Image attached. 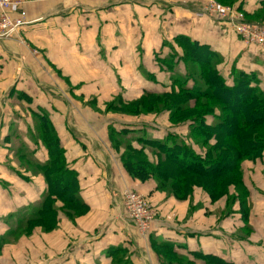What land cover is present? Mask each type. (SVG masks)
Segmentation results:
<instances>
[{"label": "crops", "instance_id": "0c3cea01", "mask_svg": "<svg viewBox=\"0 0 264 264\" xmlns=\"http://www.w3.org/2000/svg\"><path fill=\"white\" fill-rule=\"evenodd\" d=\"M204 3L39 0L23 6L30 23L19 36L28 46L19 39L0 41V238L8 229L6 217L36 203L46 189L43 175L32 168L46 162L47 150L35 142L19 157L10 152L12 111L20 110L17 123L29 130L34 116L46 114L66 165L76 172L84 210L71 218L57 207L54 229L37 226L14 244L2 241L0 264H264V151L241 164L246 201L230 207L223 197L178 201L155 193L150 180L128 174L110 129H128L124 141L152 162L155 151L139 138L162 140L165 130L179 137L186 131L172 128L164 112L104 116L86 103L91 99L100 109L116 97L126 103L144 91L170 88L155 55L177 34L219 53L218 70L227 80L232 69L253 73L264 91V48L243 44L224 21L204 15ZM235 5L246 20L264 10V0ZM15 159L26 162L19 167ZM126 187L145 195L154 209L147 237L125 213Z\"/></svg>", "mask_w": 264, "mask_h": 264}, {"label": "trees", "instance_id": "16d2710c", "mask_svg": "<svg viewBox=\"0 0 264 264\" xmlns=\"http://www.w3.org/2000/svg\"><path fill=\"white\" fill-rule=\"evenodd\" d=\"M217 1L242 11L239 5H235L237 0ZM242 13L247 18L246 13ZM248 20L264 23V10ZM173 41L182 49V54L175 57V64L178 67L182 64L184 71L180 74L171 73L167 70L168 59L163 52L155 55L156 64L162 71L169 72L172 81L170 88L163 92L144 91L138 98L126 103L118 102L116 97L111 101L114 106L108 111L129 116L164 112L168 114L167 119L172 128H183L186 133L179 137L173 131L165 130L162 140L139 138L144 142L142 144H148L155 151L156 161H150L144 151L136 152L134 149L135 152L122 154L123 166L133 178H139L137 174L142 171L130 172L127 168L129 162L131 166L145 167L146 171L154 175L161 173L173 178L177 174L184 185L179 184L178 191L171 189L183 197L189 196L191 185H199L213 199H217L225 194V187L231 185L241 189L239 200H243L244 196L247 199L248 191L243 184L241 164L246 160L257 159L264 151V91L259 86V80L253 73L235 69L230 71V79L227 80L218 70L222 57L209 45L184 34L175 35ZM128 106L133 109H125ZM38 119L43 124L39 121L36 130H44L43 134L54 138V141L50 138L45 143L49 155L39 171L44 177L46 189L36 203L7 216L8 229L0 238V243L28 235L37 226L43 231L54 229L57 225V208L52 205L54 201L62 200L71 217L82 214L84 210L76 189V172L66 165L56 134L47 127V119L43 114ZM125 133H128V129H110L111 137L117 141L130 138H125ZM141 133L145 134V131ZM63 192H70L67 200L62 198ZM71 201L73 204H68Z\"/></svg>", "mask_w": 264, "mask_h": 264}, {"label": "rangeland", "instance_id": "374dc122", "mask_svg": "<svg viewBox=\"0 0 264 264\" xmlns=\"http://www.w3.org/2000/svg\"><path fill=\"white\" fill-rule=\"evenodd\" d=\"M246 21H248V20H246ZM248 22L251 23V24L264 25V23L262 24V23H256V22H250V21H248ZM162 54L165 55L166 59H168V61L166 62V65L168 66V69H167L168 71H170L173 74L174 73L180 74L182 71H184V67H183L182 64L179 65L180 68L178 67L177 64H175L176 63V61H175L176 58L175 57H178V54H182V49L178 48L177 47V44L174 41L166 44V47L163 50V53ZM150 69L152 70V68H150ZM168 71H167V73L169 74ZM169 81L171 83L170 84V86H171L172 85L171 79H169ZM111 101H108V104L107 103H104L105 106H103L100 109L96 107V104L91 99L87 100L86 103L88 105H90L93 109L97 110L100 114H102V115L105 116V115H107V113H109L108 109L109 108H112L114 106L113 105V102H111ZM114 104H116V103H114ZM121 105H124V104H121ZM115 106L118 107L117 104ZM129 108L130 109H133L131 106H128L125 109H129ZM19 111L20 110L12 111V113H14V115L12 116L10 123L11 124H15L16 126H10L9 131H8V134L10 136V138H9V140H10V147H11L10 148V152H13L14 154L16 153V157H19L20 156V153L21 154H25L26 151H29L28 149L30 147H32L35 142H37V145H39L40 148L42 147L45 150H48L45 143H47L50 140L51 137L47 133L46 134H43V131L44 130L43 131L41 130V132H38L36 130V125L40 121L38 119V117L40 115H42V114L36 115L37 117L34 116L35 119H36V121L33 120V127L31 126L30 127V130H29V129L21 128L20 124L17 123V122H19L20 117H21V116L18 115L19 114ZM252 111L254 112V111H257V110H252ZM157 114H160V113H146V116L147 115L148 116H154V115H157ZM47 115H49V113H47ZM44 117H46V114L45 113H44ZM46 123L48 124L47 125V127H49L48 129L49 130H52L51 132H53L55 134V131H54L53 126H52V123L49 120H46ZM123 135H125V138H127V136L129 134L128 133L127 134L125 133ZM56 139H57L58 145L60 147V143L58 141L57 135H56ZM25 140L29 141V143H30L29 146H28V143L25 142ZM113 140L116 141L115 140V137L113 138ZM51 141H54V138H51ZM116 142H117V146L120 147L123 150V152H122L123 154H126L128 151H134L135 152L134 146L128 145V143H126L127 141H124L123 142V140H120V141H116ZM196 148L198 149V147H196ZM197 151H200V150L198 149ZM136 152H137V149H136ZM235 154H237V153H235ZM63 156H64V154H63ZM230 157L233 158V155H231ZM14 161L17 164V166H19V164H22V166H23L25 164V162H26V161H24V163H23V161H19V160H16V159ZM46 162H47V160H46ZM46 162L39 163L36 166V168L35 169L32 168V170L35 171V172H39L40 171V166L42 164H45ZM127 168H128V170L130 172L131 171H135V170L136 171L137 170H141L142 172L140 174H137L139 176V178H134V179H136L139 182L140 181L145 182L147 180H150L152 182L153 187H154L153 190H154L155 193H158L159 195L173 197V198L177 199L178 201H185V199H187L189 197L190 198H195V199H198L199 200V199H202V198H204L206 196L209 200H212V202H213V201H216L217 199H220V198L223 197V199L225 200L226 204H228V206L230 207V205L232 204V202L234 200L238 202L239 201V198H240V193H241L240 191H241V189L240 188L236 189L234 186H231V185H229L228 187H225L224 186L226 188L225 189V194L220 195V197H218L217 199H213V197L207 191H205L204 189H202L199 185H191V187H190L191 189L188 192L189 193L188 194L189 196L188 197H183V196H181L180 193L174 192L171 189V187H172L174 190L177 189V191H178L179 190V188H178L179 187V184L184 185V183L181 182V179H180V177L177 174L173 178H167V177H165V175H163L161 173H159L158 175H154L153 172L148 171V170L146 171L145 170V167H141V166H131V163L130 162L128 163ZM131 168H132V170H131ZM165 184H166V186H165ZM59 186H61V185L59 184ZM186 188H187V186H186ZM170 190H172V191L170 192ZM69 196H70V192L69 193L62 194V198L66 199V200L69 198ZM145 198L148 200V198L146 196H145ZM242 199L245 200L246 199V196H244V198H242ZM243 200H241V202ZM68 201H70V200H68ZM68 204H73V203L71 201L70 203L68 202ZM149 204H150V202H149ZM52 205L54 207L56 206V208L57 207H60L61 212H64V214H67L68 216H70V214L67 212L66 204H64V202L62 200H60V201L59 200L54 201V202H52ZM71 206L69 205L68 207H71ZM48 211H49V209H48ZM153 211H154V209H153ZM73 217H75V215H72L71 218H73ZM6 220H7V217L5 219V224L7 225ZM7 227H8V225H7ZM16 241H17L16 239L15 240L9 239V241H7L6 243L7 244H14V243H16Z\"/></svg>", "mask_w": 264, "mask_h": 264}, {"label": "built area", "instance_id": "2783aa9c", "mask_svg": "<svg viewBox=\"0 0 264 264\" xmlns=\"http://www.w3.org/2000/svg\"><path fill=\"white\" fill-rule=\"evenodd\" d=\"M36 1L39 0H0V41L19 39L21 45L28 46L19 36L24 26L30 23L23 6ZM201 10L211 18L224 21L236 32L243 44L264 48V25L249 23L242 11L235 6L223 5L217 0H205ZM121 200L129 220L141 236L147 237L154 217L148 200L136 190L127 187L121 191Z\"/></svg>", "mask_w": 264, "mask_h": 264}]
</instances>
